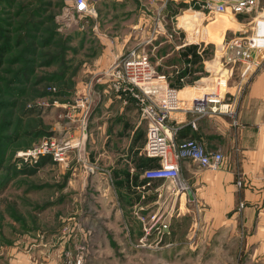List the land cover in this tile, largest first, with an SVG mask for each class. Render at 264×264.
Listing matches in <instances>:
<instances>
[{
    "label": "crops",
    "instance_id": "crops-1",
    "mask_svg": "<svg viewBox=\"0 0 264 264\" xmlns=\"http://www.w3.org/2000/svg\"><path fill=\"white\" fill-rule=\"evenodd\" d=\"M111 1L98 0L96 25L102 26L100 16L109 12L113 17L126 15L127 0ZM231 16L232 22L243 28L242 16ZM128 17L130 29L127 28L124 44L116 45L115 51L101 42L105 32L97 33L103 48L95 74L100 76L116 56L133 49L125 45L131 37H148L151 20L142 12L133 23ZM119 23L120 20L111 25ZM158 41L152 46L154 50L161 46L162 40ZM183 46L162 52L154 65L170 86L179 89L178 98L187 101L191 94L207 89L204 85L209 82L201 79L195 84L191 80L194 72L189 67L177 70L186 61V55L195 54L185 48L187 44ZM254 55L259 68L241 76L243 70L237 67L236 77L226 81L224 94L221 93L224 102L235 107V119L203 118L195 128L190 125L191 113L175 112L168 119L166 126L174 130L172 141L176 144L195 140L206 151H218L223 157L216 170L201 168L190 161L178 162L179 186L144 178V171L154 164L143 156L146 125L140 120L133 100L123 104L106 90L101 78L95 84L83 80L76 89L92 94V110L84 133L77 121L81 118L79 113L73 115L74 122H67L68 126L64 118V126L56 121L59 115L67 113L65 109H45L56 120L46 135H54L57 128L63 134L61 137L81 141L78 152L84 151L90 159L87 162L97 170L94 175L86 176L80 170L77 150L70 155L67 166L49 161L36 165V170L46 166L48 172L65 168L66 177H62L65 183L57 184L63 192L75 193L74 197H68L71 207L68 204L61 208L66 224L74 230L67 236L62 234V226L48 231L50 237L42 245L44 251L39 252L44 262L264 264V52ZM224 72L227 76V71ZM185 75V83H180L177 77ZM57 101L63 104L71 100L59 98ZM45 110L40 111L42 116ZM169 160L174 161L173 152ZM72 186L76 188L70 189Z\"/></svg>",
    "mask_w": 264,
    "mask_h": 264
},
{
    "label": "rangeland",
    "instance_id": "rangeland-1",
    "mask_svg": "<svg viewBox=\"0 0 264 264\" xmlns=\"http://www.w3.org/2000/svg\"><path fill=\"white\" fill-rule=\"evenodd\" d=\"M127 1L129 5L124 9L126 15L122 13L113 17L109 12L106 16H100L102 26L96 25V16L82 18L66 27L62 20L61 0H0V45L5 43L11 50L7 57L10 65L0 69V95L3 97L0 101L4 102V109L0 111V264H47L39 252L44 251L42 245L51 233L48 231L63 227L67 222L61 215V208L68 204V208L71 207L68 197H74L75 193H65L59 186L60 183H65V168L48 172L45 171L46 166H41L35 174H28L20 171L22 166L17 167L15 158H18L19 152L27 151L46 136L50 124H55L53 115L45 110V116H42L39 109H35L36 104L53 97L67 98L73 102L83 94L76 91L79 82L86 80L95 84L99 77L98 73L95 74L99 67L98 55L103 48L101 40L115 51L116 45L124 44V36L130 29L126 22L129 21L128 15L132 22L142 12L146 19L151 20L148 26H151L149 38L147 35L143 38L131 37L125 44L126 47H132L136 52L146 50L154 64L162 52L187 44L185 48L195 54L186 55V61L180 63L177 70L189 67L194 72L191 80L195 84L201 79H204V83L209 82L204 85L208 86L207 89L191 94L188 100L204 93L224 92V84L236 77L237 69L234 68V76L230 79L223 73L231 67L227 59L234 57L230 41L242 33L253 35L257 28L255 19L258 13L263 12L264 17V0H257V8L250 14L239 15L243 19V28L232 22L234 18L230 14H213L205 10L198 13L183 4H166L161 7L162 3L158 0ZM119 20L118 25H111ZM122 22L125 23L121 24ZM261 24L260 21L259 33L262 32ZM157 26H161L157 32L159 34L153 36V30ZM28 27L38 36L33 43V55L25 54L29 44L23 39V33ZM140 29L143 31L144 25ZM101 30L105 32V36L102 34L100 40L98 34ZM254 37L259 43V36ZM160 39L161 46L154 50V42L158 43ZM46 42L51 43L46 46ZM225 49L228 50V55H225ZM31 59L32 62L28 63ZM23 68H28L33 73L20 77L21 82L16 86L13 73ZM201 87L206 88L203 85ZM49 89L55 91H48ZM63 119L64 117L58 118L56 123L65 126ZM67 120L66 126L70 122L68 118ZM78 120L81 122L80 118ZM62 135L56 128L54 137L64 138ZM77 160H85L86 163L90 159L84 151H80ZM80 163V170L84 172L82 161ZM75 188L76 186H72L70 189ZM56 264H59L57 260Z\"/></svg>",
    "mask_w": 264,
    "mask_h": 264
},
{
    "label": "built area",
    "instance_id": "built-area-1",
    "mask_svg": "<svg viewBox=\"0 0 264 264\" xmlns=\"http://www.w3.org/2000/svg\"><path fill=\"white\" fill-rule=\"evenodd\" d=\"M63 3L62 20L65 26L74 22H79L85 17L97 16L98 0H61ZM155 1V0H153ZM161 7L166 4L187 6L197 12L207 11L213 14L247 15L257 8V0H158ZM196 12V11H195ZM260 15V16H259ZM263 12L258 13L255 24L256 32L252 35L245 33L239 34L230 41L233 44V58H228L227 62L231 65L227 69V79L234 76V68H242L241 76L251 70H257L260 64L255 59L254 54L264 52V17ZM166 16L163 17L165 20ZM262 22V32L258 31V23ZM161 26L153 30V36L159 31ZM242 30V29H240ZM254 36H259V43ZM250 40L252 42H250ZM151 42V40H150ZM149 42V43H150ZM246 47H248L246 49ZM225 49V55L227 54ZM99 78L105 85L106 90L114 95L123 104L128 100H133L140 120L146 125L145 144L143 156L154 162L151 168L144 171L143 176L148 180L170 182L179 186L180 173L178 162L190 161L193 164L216 170L222 163V154L218 151H206L200 143L195 140H184L176 144L173 140L174 130L167 129V121L171 114L175 112L191 113L193 118L190 125L195 128L198 120L213 116H227L235 119L236 110L232 103L224 102V98L218 92L204 93L199 97L182 101L178 98L177 87L168 84L164 75L157 73L155 65L150 61L148 52H136L130 50L126 54L116 56L112 62L102 71ZM186 75L179 78L180 83H185ZM219 81V80H218ZM217 81V86L219 82ZM48 91H55L49 89ZM222 96V97H221ZM92 94L85 92L76 97L73 102L59 104L57 99H46L36 104L35 109L43 112L49 107L63 108L67 111L64 115L70 122H74V114H80V127L84 133L86 130L87 117L92 107ZM70 112V113H69ZM168 131V132H167ZM81 141L74 142L68 138H56L50 135L34 143L27 151L17 154L22 163H32L41 158H48L52 164L67 166L69 156L74 150H80ZM170 152H173L174 161L169 160ZM83 163L86 176L94 175L97 168ZM74 228L70 224H65L61 232L67 236L73 232ZM145 235L148 230H144ZM75 264H80L79 260Z\"/></svg>",
    "mask_w": 264,
    "mask_h": 264
},
{
    "label": "trees",
    "instance_id": "trees-1",
    "mask_svg": "<svg viewBox=\"0 0 264 264\" xmlns=\"http://www.w3.org/2000/svg\"><path fill=\"white\" fill-rule=\"evenodd\" d=\"M23 39H25L27 41V43L29 44V46L25 50V54L28 53V54H32L33 55L34 54V52H32L33 51V43H34L35 40L38 39L37 34L32 30L31 27L30 28L29 27L25 28L24 33H23ZM50 43L51 42H46L45 44H46V46H49ZM10 53H11V50L8 47L7 44L4 43V44L0 45V69H3V67L5 65H8V66L10 65L7 62V59H8L7 57L10 55ZM23 53H24V51H23ZM194 57H196V56L194 55ZM31 62H32V59H31V61H28V63H31ZM11 72H12V70H11ZM32 73L33 72L30 69H28V68H23L22 70H17V72L13 73V80H15L14 84L17 86L18 85L17 83L21 82V80L19 79L20 77H27L28 75H31ZM180 77L181 76H178L177 79H179ZM54 95L56 96L57 93H55ZM0 99H3L2 95H0ZM56 99H58V98H56ZM3 103L0 101V111H1V109H4ZM47 136H49V135L43 136L42 138L47 137ZM46 161H49V159L48 158H41L40 160H38L36 162L22 163L20 159L15 158V162L17 163V167L18 166L19 167L22 166L20 171H22L24 173H28V174H34L35 171H36V165L40 166L43 163H45ZM49 162H51V161H49ZM29 164H30V166H28ZM13 165H14L13 167H14V170H15V167H16L15 163H13ZM16 171H18V170H16Z\"/></svg>",
    "mask_w": 264,
    "mask_h": 264
},
{
    "label": "water",
    "instance_id": "water-1",
    "mask_svg": "<svg viewBox=\"0 0 264 264\" xmlns=\"http://www.w3.org/2000/svg\"><path fill=\"white\" fill-rule=\"evenodd\" d=\"M187 193H188V195H189V198H190V197H191V194H190V192L188 191Z\"/></svg>",
    "mask_w": 264,
    "mask_h": 264
}]
</instances>
